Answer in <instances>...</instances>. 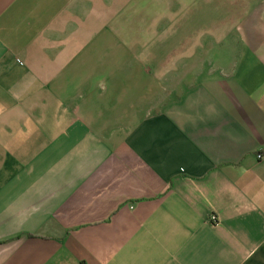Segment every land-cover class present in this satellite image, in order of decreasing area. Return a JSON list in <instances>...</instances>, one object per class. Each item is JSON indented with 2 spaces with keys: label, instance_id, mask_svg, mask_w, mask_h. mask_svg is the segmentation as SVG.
Instances as JSON below:
<instances>
[{
  "label": "crops",
  "instance_id": "1",
  "mask_svg": "<svg viewBox=\"0 0 264 264\" xmlns=\"http://www.w3.org/2000/svg\"><path fill=\"white\" fill-rule=\"evenodd\" d=\"M0 264H264V0H0Z\"/></svg>",
  "mask_w": 264,
  "mask_h": 264
},
{
  "label": "built area",
  "instance_id": "2",
  "mask_svg": "<svg viewBox=\"0 0 264 264\" xmlns=\"http://www.w3.org/2000/svg\"><path fill=\"white\" fill-rule=\"evenodd\" d=\"M212 220L215 222V221L217 220V218L214 216V217L212 218Z\"/></svg>",
  "mask_w": 264,
  "mask_h": 264
}]
</instances>
